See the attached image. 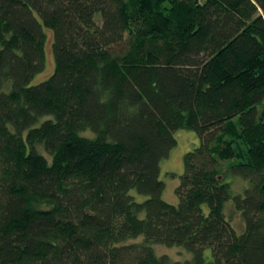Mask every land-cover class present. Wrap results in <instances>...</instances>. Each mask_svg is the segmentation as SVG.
<instances>
[{
    "label": "trees",
    "instance_id": "16d2710c",
    "mask_svg": "<svg viewBox=\"0 0 264 264\" xmlns=\"http://www.w3.org/2000/svg\"><path fill=\"white\" fill-rule=\"evenodd\" d=\"M0 264H264V0H0Z\"/></svg>",
    "mask_w": 264,
    "mask_h": 264
},
{
    "label": "rangeland",
    "instance_id": "374dc122",
    "mask_svg": "<svg viewBox=\"0 0 264 264\" xmlns=\"http://www.w3.org/2000/svg\"><path fill=\"white\" fill-rule=\"evenodd\" d=\"M46 42H45V68L39 72L31 84H38L48 79L53 73L55 63L52 52V40L53 32L50 29L46 30ZM175 138L177 140L176 146L171 150L169 157L164 159L161 163V179L165 183V189L163 192V198L171 203L178 204V197L175 193L176 187L179 185L180 176L184 172V155L195 149L200 145V138L196 132L187 129H179L175 132ZM171 173H175V176H170ZM139 199H143L144 196H138ZM233 223L239 230L243 228L242 220L238 212H233ZM134 240H130V243ZM156 251L159 254H168L174 259H185L188 257L181 248L168 247L165 245H156Z\"/></svg>",
    "mask_w": 264,
    "mask_h": 264
}]
</instances>
